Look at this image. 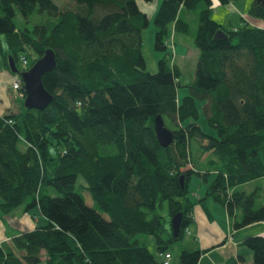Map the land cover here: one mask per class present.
<instances>
[{
	"label": "trees",
	"instance_id": "16d2710c",
	"mask_svg": "<svg viewBox=\"0 0 264 264\" xmlns=\"http://www.w3.org/2000/svg\"><path fill=\"white\" fill-rule=\"evenodd\" d=\"M212 3L162 0L154 14V48L165 55L152 73L142 54L148 18L137 0H0L5 69L9 55L22 71L46 49L56 62L42 76L53 95L46 108L0 114V210L10 214L22 206L26 214L37 208L32 218L43 219L0 247V264H164L163 254L192 223L188 180L193 173L206 179L207 172L195 168L205 154L214 179L197 200L204 211L212 199L232 229L264 225V203L256 206L260 188L242 189L264 176V27L243 20L225 28L211 17ZM15 8L26 20L35 12L48 18L17 28ZM247 13L264 18V5L251 0ZM170 28L173 36H191L198 50L181 101V71L166 45ZM26 50L36 54L31 62ZM18 91L24 101L21 80ZM196 100L203 101L216 135L195 122ZM156 115L174 136L166 147L155 136ZM188 118L193 120L185 123ZM178 212L175 238L170 221ZM147 234L161 259L139 239ZM242 243L252 252L251 264H264V234ZM202 252L182 247L175 264H197Z\"/></svg>",
	"mask_w": 264,
	"mask_h": 264
},
{
	"label": "rangeland",
	"instance_id": "374dc122",
	"mask_svg": "<svg viewBox=\"0 0 264 264\" xmlns=\"http://www.w3.org/2000/svg\"><path fill=\"white\" fill-rule=\"evenodd\" d=\"M56 3H59V0H54ZM232 0L230 3L227 4H214L212 7H214L213 13L211 15L213 20L217 22H223L225 25H227V22L230 21L231 23L240 19L238 12L235 11V6L233 5ZM240 3L246 1V0H238ZM162 2V0H161ZM160 2V3H161ZM159 3V5H160ZM158 5V6H159ZM158 8V7H157ZM157 10V9H156ZM155 10V12H156ZM147 15L148 18V24L147 26L142 30L141 36H142V54L144 57V60L146 62V70L149 72H156L157 71V61L165 55L162 51H157L154 48V36H155V25H154V14ZM190 16V14H189ZM250 19H254V25L258 26H264V18H255L247 15ZM47 16L35 12L31 16H29L28 20H26L20 11L15 8V14L13 17L14 24L17 28H31L35 23L45 22L47 20ZM190 24L192 27H195L196 23L193 20V18L188 17ZM168 38L166 39V45H167V51L171 52L172 55V63L176 61L178 63V66L181 70L180 75V83L177 87V98L179 101L188 93L187 84L192 80L194 76V70L195 65L197 61L198 56V50L193 44L192 38L189 35H183V34H175L173 36L172 29H169ZM176 47V51H175ZM5 48V47H4ZM180 48H183V51L180 50ZM190 48L189 51L187 49ZM25 56L28 62H31L35 57L36 54L31 50L25 51ZM3 61L0 58V66L2 65ZM13 90V89H12ZM15 98H14V109L15 111L17 108L20 111H23V99L19 97V95L14 91ZM203 101L202 100H196V107L198 110V116L195 120V122L199 125L201 130L209 135H216V131L214 128H212L204 115V112L202 110ZM13 109V110H14ZM193 119L188 118L185 123L192 121ZM193 148V154L196 155L199 152L198 146L196 143H192ZM211 158L210 154H205L203 157L198 161L195 168L196 170H200L203 172H207L206 179H204L202 176H198L197 174L193 173L190 175V178L188 180V192H187V198H189L190 202H193L192 212L194 221L189 225L187 234L183 235L182 239H180L177 243L171 244L168 248L171 253L170 262L171 263H177L179 260V254L182 247L187 249L188 251L198 250L201 249V246L198 242V240H193V236H196V229L197 231H201L205 233L209 237V232L213 233L217 230V220L215 219L213 222L209 219L207 213L204 211L203 206L197 202L198 196L202 197L205 196V192L208 188V185L212 182L214 179V172L212 166L209 164L208 160ZM82 182V180L78 179V184ZM258 184L262 187L261 191L258 193V197L256 198V206H259V204L264 203V176L258 180ZM243 190H245L247 193L251 192L253 187L250 186V184L245 185L242 187ZM83 194V197L85 199V202L89 205L92 204L91 199L89 195L86 192H81ZM211 200V199H210ZM207 207V205H206ZM219 207V206H217ZM220 209V208H219ZM211 213L210 209H208ZM217 211V210H215ZM38 214V209L33 208L28 210L27 214L29 217H32V214ZM237 218H240L241 212L237 210ZM5 215V214H4ZM10 217L8 220H3V223H22V216L24 215L23 207L19 206L17 207L12 213L7 214ZM27 217V216H26ZM25 217V218H26ZM28 217V219H29ZM40 217V216H39ZM18 219V220H17ZM41 218L40 221L37 222V224L41 225ZM31 221L35 223V220L31 218ZM256 232V231H255ZM200 234L199 236H201ZM197 236V238H199ZM139 239L144 241L146 243V246L148 250L157 258L161 259L162 256H160L156 251V245H155V238L151 234L147 235H140ZM210 245V244H209ZM249 251V250H248ZM248 260V257H247Z\"/></svg>",
	"mask_w": 264,
	"mask_h": 264
},
{
	"label": "crops",
	"instance_id": "0c3cea01",
	"mask_svg": "<svg viewBox=\"0 0 264 264\" xmlns=\"http://www.w3.org/2000/svg\"><path fill=\"white\" fill-rule=\"evenodd\" d=\"M250 1L251 0H246L242 3H240V1L238 0L233 1V5L235 6V11L238 12L240 19L232 23L228 21L227 25H225L223 22H218V23L222 24L225 28L235 29L242 25L243 20H246L250 25L257 26L254 25L255 20L250 19L247 16L248 14L247 10L250 5ZM160 2L161 0H152L151 2L145 3L142 0H137V4L139 8L142 11H144L147 15L153 14ZM214 4H219L218 0H213L212 6ZM213 10L214 7H212L211 15L213 13ZM258 27H264V26H258ZM180 50L183 51V48H180ZM189 50L190 48L187 49V51ZM175 51H176V47H175ZM174 63L178 66V63L176 61H174ZM178 68L180 69L179 66ZM13 78L14 75L10 71L6 70L4 64L2 63V65L0 66V114L7 112L9 109L10 110L14 109L15 93L11 89V81L13 80ZM17 110L19 109L17 108ZM259 179L243 184V186L250 184V186H252L253 188L259 187L260 188L259 191H261L262 187L260 186V184H258ZM198 198H200V196H198ZM205 205H207V207L206 206L205 207L209 219L212 222L215 219L217 220V230L214 231L213 233L209 232V237H208L205 233L201 231H197L196 229L195 232L196 236H193V240L195 239L198 240L201 246V249L199 248V250L203 251L197 264H251L252 252L242 243V241L245 237L249 235H263L264 234L263 222H256L248 226L234 230L231 227L230 219L228 218L226 211L220 204L213 201L212 199L211 200L207 199ZM208 209H210L211 213L209 212ZM7 217L13 218L8 216L7 214L4 215L0 210V247L5 242H11L12 237L18 235L20 232L25 230H30L35 226H38L37 222L40 221L41 218V217H35V218L33 217V220H35L34 223L31 221L32 217L30 218L27 213L26 214L24 213V215L21 218L22 223H18V222L3 223L4 219L8 220ZM42 220L41 222H43ZM193 221H194V217L192 222ZM200 234L202 235L199 236ZM197 236H199V238H197Z\"/></svg>",
	"mask_w": 264,
	"mask_h": 264
},
{
	"label": "water",
	"instance_id": "95a60500",
	"mask_svg": "<svg viewBox=\"0 0 264 264\" xmlns=\"http://www.w3.org/2000/svg\"><path fill=\"white\" fill-rule=\"evenodd\" d=\"M264 5V0H260ZM9 71L17 74L23 84L25 97L23 106L32 109H44L53 100V95L49 93L42 84L44 73L55 67V54L52 49H46L33 64L25 70H19L11 55L7 57ZM154 132L158 143L162 147L168 146L174 140L173 133L164 125L160 115L154 118ZM180 184H183V176L180 177ZM181 212L176 213L170 221L171 232L173 237H177L180 229Z\"/></svg>",
	"mask_w": 264,
	"mask_h": 264
},
{
	"label": "built area",
	"instance_id": "2783aa9c",
	"mask_svg": "<svg viewBox=\"0 0 264 264\" xmlns=\"http://www.w3.org/2000/svg\"><path fill=\"white\" fill-rule=\"evenodd\" d=\"M23 65L26 64V60L21 59ZM26 67V66H25ZM11 87L13 89V91H16V93L19 95V97H22V94L18 91L20 88V79H18V77H14L13 80L11 81ZM171 258V254L170 253H164L163 254V262L164 264H168V262L170 261Z\"/></svg>",
	"mask_w": 264,
	"mask_h": 264
}]
</instances>
